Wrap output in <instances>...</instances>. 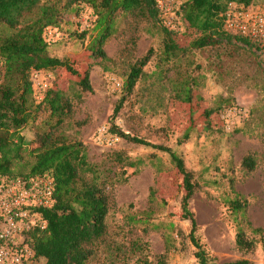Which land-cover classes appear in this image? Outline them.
Masks as SVG:
<instances>
[{
	"label": "rangeland",
	"instance_id": "1",
	"mask_svg": "<svg viewBox=\"0 0 264 264\" xmlns=\"http://www.w3.org/2000/svg\"><path fill=\"white\" fill-rule=\"evenodd\" d=\"M74 7L78 12H65L45 35L49 54L68 59L77 73L58 67L42 70V78L47 89L65 92L72 100L73 112L62 133L70 141H82L89 160L101 169H125L124 176L130 175L110 190L109 233L91 264H201L199 247L208 264L243 259L264 264V234L254 232L264 227V58L236 42L192 48L197 33L178 18L174 31L186 49L166 60L160 22L123 12L103 46L108 59L95 57L97 16L86 3ZM250 7L264 9V0ZM150 49L146 75L113 117L131 67ZM87 73L92 90L80 85ZM185 80L198 83L189 102L176 96L175 85ZM34 88L41 92L36 83ZM112 124L169 146L183 158L195 184L189 205L196 220L194 239L192 222L183 217V175L169 153L121 137L109 146L99 140V129ZM36 125L25 133L31 137ZM116 151L140 160L138 165L122 168L113 160ZM247 157L254 160L253 169L243 165ZM234 201L241 202L242 210L235 209ZM241 231L255 240L254 249L237 245ZM25 264H45V259L33 257Z\"/></svg>",
	"mask_w": 264,
	"mask_h": 264
},
{
	"label": "trees",
	"instance_id": "2",
	"mask_svg": "<svg viewBox=\"0 0 264 264\" xmlns=\"http://www.w3.org/2000/svg\"><path fill=\"white\" fill-rule=\"evenodd\" d=\"M255 0H185L178 10V17L197 36L192 48H205L224 43H241L256 48L245 37L231 34L224 28L221 16L230 2L245 8ZM86 3L97 16L98 38L92 47L95 57L108 59L103 49L107 39L116 30L114 19L119 13H132L159 21L164 33L165 59L170 60L185 52L178 34L167 28L160 17L156 0H0V177L50 175L55 182L56 202L51 208L40 209L47 222L45 229L34 228L29 237L36 258H44L45 264H91L98 245L109 233L107 218L112 205L116 184L127 182L125 169H101L98 163L89 160L88 150L82 141H70L61 127L73 112L71 98L65 92L49 88L41 99L37 98L31 74L34 70H50L65 67L77 73L68 59L49 54L45 35L50 26H58L63 14L78 12L74 6ZM85 35V34H83ZM153 50L132 67L124 82V95L117 103L113 117L121 110L126 98L131 95L146 73ZM83 90H92L89 74L80 81ZM196 81L185 80L175 85L176 96L185 102L191 101ZM46 114V118L41 116ZM31 135L25 130L36 124ZM110 133L138 144L168 152L180 174L186 193L182 200L183 217L192 222L191 238L194 239L196 220L190 210V199L195 192L192 173L185 162L171 147L157 145L148 140L131 136L115 124L108 127ZM187 134L183 137L186 139ZM183 140H180L182 142ZM116 163L137 166L140 160L132 161L120 151L112 154ZM243 165L254 168V160L245 158ZM136 172V171H134ZM235 209L242 210L240 201L233 202ZM264 234V227L254 229ZM196 246L198 245L195 241ZM237 245L246 251L254 249V239L239 232ZM264 247V243H263ZM196 256L201 264H208L205 251L199 247ZM227 264H251L248 259Z\"/></svg>",
	"mask_w": 264,
	"mask_h": 264
},
{
	"label": "built area",
	"instance_id": "3",
	"mask_svg": "<svg viewBox=\"0 0 264 264\" xmlns=\"http://www.w3.org/2000/svg\"><path fill=\"white\" fill-rule=\"evenodd\" d=\"M184 1L156 0L162 22L170 30H175L178 10ZM221 16L227 32L248 39L264 58V9L230 2ZM2 79L0 67V83ZM31 79L41 91L37 93L41 99L48 87L42 71L34 70ZM99 140L113 146L120 137L103 126ZM55 202V182L50 175L0 177V264H25L35 256L29 233L34 228H46L47 222L39 210L51 208Z\"/></svg>",
	"mask_w": 264,
	"mask_h": 264
}]
</instances>
